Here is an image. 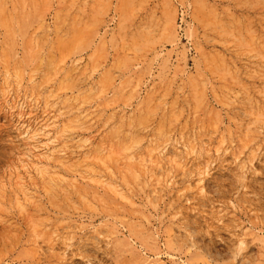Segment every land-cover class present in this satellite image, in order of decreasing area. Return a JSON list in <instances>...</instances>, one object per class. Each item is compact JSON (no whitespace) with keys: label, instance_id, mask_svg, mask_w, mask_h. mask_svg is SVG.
Returning a JSON list of instances; mask_svg holds the SVG:
<instances>
[{"label":"rangeland","instance_id":"1","mask_svg":"<svg viewBox=\"0 0 264 264\" xmlns=\"http://www.w3.org/2000/svg\"><path fill=\"white\" fill-rule=\"evenodd\" d=\"M0 264H264V0H0Z\"/></svg>","mask_w":264,"mask_h":264}]
</instances>
